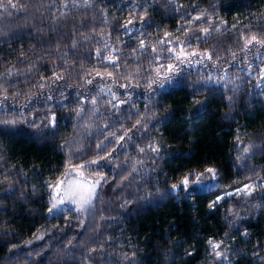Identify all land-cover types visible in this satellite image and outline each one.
Masks as SVG:
<instances>
[{
	"label": "trees",
	"instance_id": "obj_1",
	"mask_svg": "<svg viewBox=\"0 0 264 264\" xmlns=\"http://www.w3.org/2000/svg\"><path fill=\"white\" fill-rule=\"evenodd\" d=\"M253 35L264 0H0V264H264V192L209 208L264 179ZM92 160V206L50 215ZM209 168L214 187L172 192Z\"/></svg>",
	"mask_w": 264,
	"mask_h": 264
},
{
	"label": "rangeland",
	"instance_id": "obj_2",
	"mask_svg": "<svg viewBox=\"0 0 264 264\" xmlns=\"http://www.w3.org/2000/svg\"><path fill=\"white\" fill-rule=\"evenodd\" d=\"M262 74L264 75V67L262 69ZM262 83H264V80L262 81ZM99 165L100 163L98 164H92V163L86 164L85 163L83 164V167H81L82 165L68 167L63 177L51 187V192H50L51 203H52V197L56 196L57 192L59 193V197L57 198H64L65 200L69 198H75L79 200L81 196H87L88 191L91 185L93 184V182L99 178V175H103V173H101L100 171H93L91 172V174H89L88 173L89 167L97 168L99 167ZM211 169H214V168H211ZM202 173L204 174L202 176L200 175L201 173H195L197 176L200 177L201 183L199 185L190 182L188 189L186 191L185 190H182V191L188 192V193H192L195 191H203V190H208L217 184L216 170H215L216 174L214 178L212 177V175L206 173V171ZM58 184H59V187L56 188ZM53 189H55V191ZM98 190H99V187L96 188L95 197H96ZM258 191L264 192V179H255L254 181L247 183L243 185L242 187H239L237 189L224 193L221 197L224 198V197H230V196L239 195V194L250 195L252 192H258ZM229 193H231V195H229ZM95 197L92 200V204L95 200ZM76 207H77L76 204L65 203L64 205H61V209H63L62 211H54L51 213L49 212V214L55 215V214H59V213H62L68 210L73 211L72 209ZM75 212H78V211H75Z\"/></svg>",
	"mask_w": 264,
	"mask_h": 264
},
{
	"label": "snow or ice",
	"instance_id": "obj_3",
	"mask_svg": "<svg viewBox=\"0 0 264 264\" xmlns=\"http://www.w3.org/2000/svg\"><path fill=\"white\" fill-rule=\"evenodd\" d=\"M13 7H14V5H13ZM204 31H207V29H205ZM252 43H257V44H260L261 46H264V40L258 39L255 35H253L250 39H248L246 41V44H252ZM193 55H195V53H193ZM207 58L211 59V56L209 55ZM177 59H179V57H177ZM183 62L184 61L181 60V63H183ZM168 72L169 73H178L179 69L175 65H169L168 66ZM165 79H169V77L166 76ZM262 79H264V77H262ZM88 83H91V81H88ZM177 83H179V81H177ZM161 87H163L162 84H161ZM92 103H95V100H93ZM8 123L13 124L15 122L10 121ZM49 123L52 125V127H55V117L54 116L49 121ZM6 134H12V130L10 128L0 127V135H6ZM123 138L124 137L122 136L119 139L122 140ZM97 147H100V145H97ZM141 151H143V149H141ZM152 151L159 152V148L153 147ZM245 151H247V149H245ZM99 159H107V157H100ZM98 162H99L98 160H92L90 163L98 164ZM81 167H83V165ZM205 171H206V173L212 175L213 178L215 177L216 173H215L214 169L209 168V169H206ZM200 175L202 176L204 174L201 173ZM102 181L106 182L105 177L103 175H99V178L96 179L93 182V184L91 185V187L88 191V195L87 196H81L79 200H77L75 198H69L67 200H65L64 198H57V197H59V193L57 192L56 196L52 197L51 207L48 209V211L50 213L54 212V211H62L63 209H61V205H64L65 203H69V204H76L77 205L76 208L72 209L73 211H78L81 214H83L92 206V200L95 197L96 188L102 186V183H101ZM190 182L199 185L201 183V180H200V177L197 176L195 173H190L188 176H186L180 182V184H173L172 185V192L175 193L176 191H179V190H185L186 191L189 187ZM58 187H59V184L56 186V188H58ZM246 188H247V186H246ZM53 190L55 191V189H53ZM229 195H231V193H229ZM220 199H222V197H217V201H214L211 204H209V208L214 207L215 203H217ZM209 244L211 245L212 252L215 254L217 259L224 258L223 253L221 251H218V249L220 248V244L214 243L212 241H209Z\"/></svg>",
	"mask_w": 264,
	"mask_h": 264
}]
</instances>
